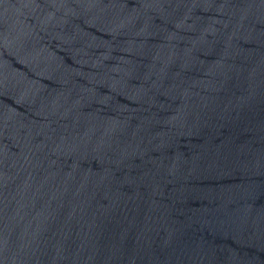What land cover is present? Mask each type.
<instances>
[{
    "label": "water",
    "instance_id": "water-1",
    "mask_svg": "<svg viewBox=\"0 0 264 264\" xmlns=\"http://www.w3.org/2000/svg\"><path fill=\"white\" fill-rule=\"evenodd\" d=\"M0 264H264V0H0Z\"/></svg>",
    "mask_w": 264,
    "mask_h": 264
}]
</instances>
